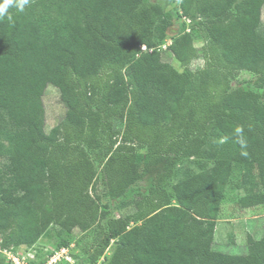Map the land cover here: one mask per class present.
<instances>
[{"label":"trees","instance_id":"trees-1","mask_svg":"<svg viewBox=\"0 0 264 264\" xmlns=\"http://www.w3.org/2000/svg\"><path fill=\"white\" fill-rule=\"evenodd\" d=\"M174 1L29 0L0 17V264L51 225L97 227L89 264L113 240L104 264H264V235L242 254L213 245L228 189L264 205V94L233 83L248 70L264 88V0ZM50 85L65 113L48 130ZM185 160L197 170L172 182Z\"/></svg>","mask_w":264,"mask_h":264},{"label":"rangeland","instance_id":"rangeland-1","mask_svg":"<svg viewBox=\"0 0 264 264\" xmlns=\"http://www.w3.org/2000/svg\"><path fill=\"white\" fill-rule=\"evenodd\" d=\"M166 7H176L174 0H159ZM182 21L177 19L174 25L169 29V37H175L180 33ZM261 28L264 30V7L262 14ZM169 38V39H170ZM170 42L167 41L166 45ZM195 44L198 48L202 46L203 41L201 38L195 39ZM163 59L170 61L180 71L184 69V66L179 61L171 56L167 51L163 52ZM204 65V59L201 55L196 57L189 65L191 69H197ZM257 75L248 70H241L234 76V85L241 84L246 88L258 90L264 94V88H257L254 84ZM44 104L46 112V127L50 130L64 115L65 107L60 99V91L57 87L52 85L48 86L44 94ZM191 167L193 170H197L194 163L189 160H185L178 165L180 173L172 180L176 182L181 176L185 167ZM100 166H98L99 168ZM136 189L145 191V181L138 182L134 185ZM97 190L92 192L93 194H100L102 200L107 202L106 191L102 184L96 185ZM167 189L171 191V186H167ZM235 190L228 189L226 198L222 203L221 215L217 220L214 236V248L222 250L224 252L242 254L247 253L248 250V235H252L256 240H261L264 235V205L253 206L244 208L240 206L235 197ZM137 197V196H136ZM138 198V197H137ZM125 204L122 208H118L117 205L112 206L111 213L120 214V211L129 212L132 210V203H128L129 196L122 199ZM97 227H93L87 231H82L79 228H75L70 237L65 236L61 232V228L58 225H51L42 237L33 246H21L18 255L24 258L28 264H89L88 252L86 250L91 249V245L97 234ZM62 237H66L69 240L67 246L60 247L59 242ZM117 240H113L110 247L106 250L96 264H104L106 258L112 256L116 246ZM17 256V255H16ZM19 256V257H20ZM9 259V258H7ZM53 260V261H52Z\"/></svg>","mask_w":264,"mask_h":264},{"label":"clouds","instance_id":"clouds-1","mask_svg":"<svg viewBox=\"0 0 264 264\" xmlns=\"http://www.w3.org/2000/svg\"><path fill=\"white\" fill-rule=\"evenodd\" d=\"M28 2L29 0H3V2L0 3V17H3L7 13V9L13 4L22 11ZM9 19H11L10 16Z\"/></svg>","mask_w":264,"mask_h":264},{"label":"built area","instance_id":"built-area-1","mask_svg":"<svg viewBox=\"0 0 264 264\" xmlns=\"http://www.w3.org/2000/svg\"><path fill=\"white\" fill-rule=\"evenodd\" d=\"M188 22H190V19L185 18ZM144 50H146V46L142 47ZM21 248H19L18 251H20ZM1 250V249H0ZM15 252L11 249H3V252L5 253V255L7 256V258H9V260L12 262V264H28L27 262H25L24 258H21L19 254V252ZM17 255V256H16ZM20 256V257H19ZM53 261V260H52ZM48 264H51V262H49Z\"/></svg>","mask_w":264,"mask_h":264}]
</instances>
